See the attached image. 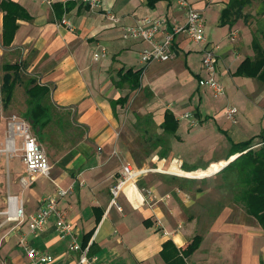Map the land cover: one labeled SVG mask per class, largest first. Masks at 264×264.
<instances>
[{
  "label": "crops",
  "instance_id": "crops-1",
  "mask_svg": "<svg viewBox=\"0 0 264 264\" xmlns=\"http://www.w3.org/2000/svg\"><path fill=\"white\" fill-rule=\"evenodd\" d=\"M12 1L22 6L27 16L17 19L10 43L4 44L5 10L0 7V54L5 62H20L25 75L47 85L52 101L68 115L71 125L65 140L60 141L62 149L48 151L49 177L27 172L18 149L21 139L16 137L17 149L7 152L3 149L6 136L1 134L0 152L6 160L4 165L0 161V264H32L19 242L21 238L26 245L52 255L51 264L77 263L79 253L69 249V235H59L54 216L37 232H29L26 221L41 207L42 199L54 193L56 185L69 184L73 185L72 191L61 197L58 205L71 221L77 241L89 243L88 256L95 257L92 264H164L159 253L164 241L170 240L180 250L197 233L202 236L198 247L186 257L179 252L186 264H264V230L240 205L228 200L207 222L204 213L199 215L200 204L194 199L206 192L215 193V197L218 191L223 193L221 182H211L216 176L221 177L220 169L238 153L228 157L230 143L225 140L226 147L216 157L209 155L214 148H206L200 154L202 162L190 159L189 154H177L178 144H183V150L196 145L183 136L181 118L191 135L205 131L209 123L216 125L206 96L210 89L198 85L203 75V45L177 33L170 59L144 63L140 51L145 43L121 37L120 25L132 24L144 15L164 16L167 29L183 24L185 16L175 0H101L99 6L81 0H51L50 4L43 0ZM189 1L201 11L204 26L208 18L214 20V26L205 30V37L217 45L216 78H227L237 88L235 79L241 78L253 89L252 93L262 92L251 100L256 116L247 106L250 94L246 101L240 98L235 102L250 127L248 135H241L236 128L230 136L217 125L214 137L229 138L234 143L251 136L264 138V86L254 77L234 74L243 58L253 54V25H245L242 19L232 25L220 24V11L227 0ZM106 10L119 16L120 22L112 23L104 14ZM63 16L71 22L72 29L59 23ZM242 27L244 40L240 38ZM232 30L236 31V38L231 42ZM162 37V32L157 35L158 40ZM103 48L104 54L94 59V52L101 53ZM127 68H142L141 89L130 91L126 83H116L118 71ZM19 87L20 84L14 88L13 97L19 94ZM143 89L152 96L140 100ZM127 93L126 103L113 104ZM22 96L24 99L25 93ZM179 106L188 108L184 113L189 112V118L177 116ZM165 110H170L178 120V138H172L168 155L159 157L153 151L148 155L149 162L138 166L133 156L138 137L135 114L151 113L156 130L161 132L159 124ZM5 112L21 114L9 107ZM190 119L198 123L192 125ZM203 145L216 146L215 138ZM126 162L144 171L122 187L117 197L121 207L118 209L110 205V187L120 177ZM191 177L200 179L202 187L192 189L188 184ZM142 187L148 188L150 195L141 191ZM8 195L17 196L23 203L25 217L21 221L6 219ZM203 207L208 210V206ZM206 224L208 227L202 229ZM164 230L168 233L164 234Z\"/></svg>",
  "mask_w": 264,
  "mask_h": 264
},
{
  "label": "trees",
  "instance_id": "trees-1",
  "mask_svg": "<svg viewBox=\"0 0 264 264\" xmlns=\"http://www.w3.org/2000/svg\"><path fill=\"white\" fill-rule=\"evenodd\" d=\"M252 1L227 0L225 7L220 11L219 23L232 25L240 18L246 21L249 14L244 9ZM0 7L5 10L2 39L4 44H9L18 25L17 19L21 16H27V14L22 6L12 0H1ZM259 33L262 39L255 32L252 33L251 47L253 54L246 55L243 58L234 74L254 77L264 83V29L259 30ZM22 67L23 65L17 61L1 64L3 74L1 75L0 94L3 107H8L13 98L14 88L16 85L21 84L25 93V109L21 112V116L31 124L38 141L42 142L46 137H49V132L54 127L62 132L69 129L71 121L68 115L60 112L52 101L50 88L45 84H39L36 78L25 75ZM141 73L142 68L137 70L132 68L120 69L116 83L120 85L126 83L130 91L137 88L141 89ZM143 94L146 98L152 96L150 91L144 89ZM127 99L128 93L119 97L113 104L123 105ZM159 126L162 129L161 132L156 130L151 113L135 114L134 127L138 133L135 140L137 152L143 151L146 156L153 151L159 157L168 155L171 151L172 138H178L176 134L178 120L170 110H165L163 120ZM255 138L256 136H251L247 140L235 143L227 138L230 143L228 157L238 154L220 169L222 180L220 185L223 186L225 198L240 205L244 213L252 217L264 230V138L259 136V146L254 148L252 146ZM135 152L133 151L134 158ZM141 162L143 161L138 160L136 164L140 166ZM193 169L195 167L190 170ZM201 238V233L195 234L186 247L180 250L170 240L164 241L159 251L164 264H186L181 254L186 257L192 253L198 247Z\"/></svg>",
  "mask_w": 264,
  "mask_h": 264
},
{
  "label": "built area",
  "instance_id": "built-area-1",
  "mask_svg": "<svg viewBox=\"0 0 264 264\" xmlns=\"http://www.w3.org/2000/svg\"><path fill=\"white\" fill-rule=\"evenodd\" d=\"M43 1L48 4L51 3V0ZM81 1L90 6H99L101 0ZM175 2L177 8L185 16L183 24H173L170 29H167L168 22L164 16L144 15L132 24L120 25L121 37L124 39L143 41L145 45L140 51V59L144 63H149L152 61H165L170 59L173 56L172 41L175 34H185L189 40L203 45L201 57L203 75L199 77L198 85L210 89L214 97L224 96L226 93L225 88L216 78L217 45L206 40L204 19L201 11L195 8L189 0H175ZM104 14L112 23L120 22L119 16L112 11L106 10ZM59 23L65 25L68 29H72L73 27L71 22L64 16L60 19ZM161 32L163 33V37L158 40L157 35ZM235 38L236 31L232 30L229 34V40L232 42ZM104 51L105 49L103 48L101 53L94 52L93 58L97 59L100 55L104 54ZM237 113L238 108L235 105H227L223 109V115L231 122H236ZM181 117L189 118L190 113L185 112L181 114ZM190 123L193 125L196 121L190 119ZM16 137L21 139V144L18 149L21 151V159L26 171L30 174L49 177L50 164L48 158L41 144L38 142L31 124L19 114H11L6 122V137L3 149L7 152L15 151V149H17L15 146ZM143 171V168L136 167L130 162H126L122 165L120 177L115 184L110 187V205H114L118 209H121L117 201L120 190L128 182L134 181ZM72 189V184L67 186L56 185L54 193L44 197L41 207L30 214L26 219L28 231L37 232L41 230L44 223L47 222L51 216H54L55 226L59 235H69L71 238L69 249L79 253L76 264H92L95 261V257L93 256L90 258L88 256L90 248L89 243L83 245L77 241L76 234L72 230L71 221L67 218L64 209L58 205L59 199L72 191ZM140 190L150 195V190L148 188L142 187ZM4 213L6 214V219L21 221L25 217L23 203L17 196L8 195L7 208ZM163 233L167 234L168 232L164 230ZM19 242L24 247L26 256L32 264H51L54 261L52 255L36 247L26 245L24 238H21Z\"/></svg>",
  "mask_w": 264,
  "mask_h": 264
},
{
  "label": "rangeland",
  "instance_id": "rangeland-1",
  "mask_svg": "<svg viewBox=\"0 0 264 264\" xmlns=\"http://www.w3.org/2000/svg\"><path fill=\"white\" fill-rule=\"evenodd\" d=\"M244 11H246L249 15L246 18V21L243 18H240V19L243 20L245 25H248V23L252 24L253 28H254V32L256 30V32H255L256 35L260 39H262L261 34L259 33V30L264 29V2H262V0H253L250 5L245 7ZM242 20H240L239 23H242ZM212 26H214V20L212 18H208L206 20V23H205V30L209 27H212ZM223 31L226 32L227 29L224 28ZM245 35H246L245 29L242 27L240 38L242 40H244L246 38ZM262 43H263V41H262ZM5 61H6V58L4 57V55L0 54V84L2 81L1 75L3 74L1 64ZM220 81L226 90L227 96L224 95V96L214 97L209 90L205 89V90H207L206 96H207L208 104L211 105V112L215 116V119H216L215 120L216 125L213 123H209L205 126V127H207V129L205 131H202L201 133H198L195 135L188 134V128H187L188 125H187L185 119H182L181 115H180V114H182V112L184 113V111L188 108L183 107V106H179V108L177 110L178 111L177 116L178 117L180 116L181 119L179 120V122H180L181 126L184 127L182 134L185 138H187L186 139L187 142L190 141L192 143H196V145L192 146L193 149L183 150V144H181V145L178 144L179 146L177 145V147H178L177 148V154H180V155L189 154L190 159L194 160L196 158L194 161L202 162V160L204 158H200V156L202 154H204L203 151L206 148H214L212 150L211 154H210L211 151L209 150L210 157H216L217 155L222 153V151H223L222 149L224 147H226V144H227L226 142L228 141V139L227 138L224 139L222 137H214L213 132L214 133L216 132L217 125L219 127H221L223 130H225L228 133V135H230V136L232 135V131L235 130L236 128H238L240 130L239 132L241 135H243V133H245L244 135H248L250 127L245 122V115L242 113V110L240 109V107L237 104H235V102L240 101V98L243 100V102L246 101L248 98L247 95L250 94L249 98H248L247 106H248L249 111L253 114V116H256L257 113L255 111H253V109H255V108H254V106H252L251 100L256 98L260 93L262 94V92H259L258 90H254V92L252 93L253 89L250 87L249 84H245V81H243L241 78L235 79L236 84L239 85V88L234 86L233 83L230 82V80H228L227 78L222 77V78H220ZM259 84L261 87L264 86L263 82H260ZM21 94L24 95L22 85H21V87H19V94H17V96L15 94V97L12 98L11 103L8 105V107L10 109L20 111V112H22L25 109V102H24L23 96ZM143 95L144 94H142V96H140V98H141L140 100H143V98H144ZM262 98H264V97H262ZM227 105H235L239 109L238 113H237L236 122H231L230 120L225 119V117L221 114L223 112L224 107ZM0 106H1L0 107L1 108V110H0V122H1L0 136H1V134H4V133L6 136V132H4L5 131V122H7L9 116L11 114H14V113L9 112V114H8L5 112V108L3 107V104L1 101V94H0ZM16 114H18V113H16ZM144 114H146V113H144ZM197 123L198 122H196L193 125H196ZM54 128L52 131L49 132V137H46L45 140L42 142L38 141L39 143H41V146H42L47 158H49L48 156L51 154L48 152L50 149H53L54 151H56L57 149H62L61 147L63 146V144H60V141L65 140L64 137L67 135V132H69V129L62 132L59 129H57V128L54 129ZM216 135H217V133H216ZM220 136H222V135H220ZM214 138H215L216 146L208 145V147L207 146L205 147L203 145V143L214 140ZM225 140H226V142H225ZM259 140H260V138H255V140L253 142L254 143L253 146L254 145H256V146H254V148L259 146V144H258ZM1 146L2 145H0V147ZM136 146H133L134 149ZM148 157L149 156L146 157V155L143 154V151L142 152L141 151L135 152L136 163H138V160L139 161L142 160L143 162H149ZM0 158H1L0 161L4 165V162L6 160V156L4 154H2V152H0ZM143 162H141V164ZM150 164H153V163L150 162ZM190 179H191V181L188 184L192 189L197 187V186H199L201 188L202 185L204 184L203 182H200V179H198L196 177H191ZM220 179H221V177L219 178V176H216L214 179L215 181L214 182L212 181L213 183L211 182V184H215V183L218 184L219 182H221ZM3 181H5V177L3 178ZM222 192H224V190ZM223 194L224 193L220 194L218 191V193L216 195L218 197H215V193H213V192H206L200 198H196L194 196L195 202L198 205L200 204V207H199V209H200L199 213L200 214L199 215H202L204 213L205 214L204 217L207 220V222H208V220L211 219L210 216H212L213 213H215L216 211H218L220 209V206L222 204L228 203L229 199L225 198V196ZM203 205L208 206V210L206 208H204ZM206 227H208L207 224L202 226L201 228L203 229Z\"/></svg>",
  "mask_w": 264,
  "mask_h": 264
},
{
  "label": "water",
  "instance_id": "water-1",
  "mask_svg": "<svg viewBox=\"0 0 264 264\" xmlns=\"http://www.w3.org/2000/svg\"><path fill=\"white\" fill-rule=\"evenodd\" d=\"M232 160V159H231Z\"/></svg>",
  "mask_w": 264,
  "mask_h": 264
}]
</instances>
